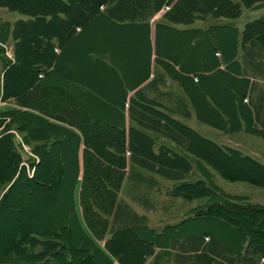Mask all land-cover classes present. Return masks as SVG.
Returning a JSON list of instances; mask_svg holds the SVG:
<instances>
[{
	"label": "trees",
	"instance_id": "trees-1",
	"mask_svg": "<svg viewBox=\"0 0 264 264\" xmlns=\"http://www.w3.org/2000/svg\"><path fill=\"white\" fill-rule=\"evenodd\" d=\"M164 1H0V8L7 7L9 11L24 16V19L15 22L12 31L10 24H7L8 34L12 32L15 41V61H9L6 66L1 99L3 101L15 99L19 105L29 107L30 93H21L15 90L10 83L12 73L22 65L23 60L30 65L34 77L33 86L36 87V82L44 72L43 68L45 66L50 67L60 60L55 52L56 49L59 48L66 53L72 40L80 38L83 34L82 31H85L90 24L97 20L111 21L123 25L124 27H118L120 30L128 29L125 27L126 25H148ZM256 1L258 0H244V3L247 7ZM90 2L91 5H88ZM199 9H203V7ZM207 15L208 13L204 10L200 11L196 15V19H205ZM213 15L237 18L241 12L240 10L224 11ZM166 18L179 23L192 21L195 17L192 13L174 8L166 14ZM78 29L81 30L79 34ZM241 36L243 44L249 45L244 55L246 74L264 78V16L247 23ZM92 52L93 50L89 51L87 57L91 56ZM31 53H36L37 58L29 57ZM232 66L237 71L236 61L231 62L229 60L226 69L229 70ZM217 73L227 76L231 85L239 89V95L246 97L249 83L247 79L234 81L236 79H232L226 71L218 70ZM38 86L44 90L43 83L38 84ZM258 90L259 85L254 83L251 93L252 91L257 92L256 99L250 96L252 97L250 99L252 109L246 106L243 111L246 125L241 123L223 124V130L228 132L245 130L247 133L264 138V86ZM233 101L236 99L234 98ZM101 111L106 117L110 115V111L105 107ZM83 112L81 117H79L80 115L76 117L75 111L70 115L68 113V116L52 117L80 130L84 136V177L80 195L81 207L88 230L98 239H102L103 236L101 235L108 227V220L102 215H108L114 209V203L125 179L124 169L128 161L126 157L127 148L131 153L129 161L132 166L147 169L173 181H183L186 175L192 172L193 164L187 155H179L166 145H162L158 152H155L156 141L147 135L142 126L140 128L132 127L127 133L125 128L111 125L103 117L94 116L95 111ZM137 112L138 114H134V117L145 128L164 132L167 136H171L183 149L197 158L209 156L204 150L207 147L220 159L237 162L247 173H245L246 176H250L247 182L264 187V164L253 157L203 137L192 128L172 120L160 110L149 107ZM252 112L256 116L255 124ZM213 113L217 116L215 111ZM7 116L10 119H3ZM6 117L0 118V129L2 128L0 133V149H2V152L0 150L2 155L0 156L2 157L0 186L7 183H12V185L4 195L0 193V210L11 199V189L16 185L21 186L24 181L28 184L23 186L22 192L29 202L34 201L35 198L47 196L43 191L45 192L49 188H54L59 196H62L64 189H66L65 200H60L45 212L44 217H39L35 221L36 224L32 233L56 240L63 237L74 238V244L69 242L70 246L66 242L59 241L35 242V246L41 247L42 254L37 257L25 258V260L7 258L10 260L9 264H65L62 262V258H68L70 248H74L72 251L75 253L86 255V260L92 259L94 264H98L100 260L102 262L100 264H114L107 253L98 248L88 232L82 229L78 219L75 191L80 171L78 158L80 137L75 131L50 126L54 136L61 137L60 135H63L64 138L54 140L53 143L50 141L43 142L34 148L39 155L40 162L37 164L33 176L30 177L26 165L20 166L23 161L10 131L13 126L16 127L19 133H24L22 141L30 146L33 139L37 138L35 132L30 133L31 123L35 122L36 118L27 111L8 113ZM229 117L230 120L237 117L236 109L234 110L232 106L229 108ZM162 118L171 122L170 125H161ZM219 120L221 119L219 118ZM47 127L49 128V126ZM100 130L106 132L108 137L99 142L97 140L100 136ZM127 137L129 138L128 141ZM139 141L145 142L147 153L143 154L140 150ZM29 161V168L35 165L34 160ZM46 164L48 165L46 166ZM196 166L203 173L198 161H196ZM130 175L142 179L141 173L133 171V169ZM216 192L212 185L207 184V180H200L195 183L183 182L177 186L175 193L187 201L207 198L209 199L207 203L210 200L211 203H206L205 206H199V208L192 210L191 217L179 224L166 227L164 234L158 236L156 240H152V230H149L151 235L149 238L141 235L140 229L144 219L137 216L128 205L119 203L115 210L116 219L114 221V223H118L119 228L114 230L113 236L106 241V250L120 264H145L146 258L153 255L155 245L163 241L165 247L177 251L174 257L176 264H259L260 257L264 255V247L254 244H256L258 237H264V206L246 203L238 199L221 198ZM198 220L212 225L197 229L194 224ZM221 223L228 225L241 238L240 247L238 248L236 245L234 251L230 247L232 243L218 236L213 227L214 225L217 227ZM135 234L136 244L133 248H126L127 240Z\"/></svg>",
	"mask_w": 264,
	"mask_h": 264
},
{
	"label": "crops",
	"instance_id": "crops-1",
	"mask_svg": "<svg viewBox=\"0 0 264 264\" xmlns=\"http://www.w3.org/2000/svg\"><path fill=\"white\" fill-rule=\"evenodd\" d=\"M223 1L165 0L160 4L159 9L157 11L155 10L156 13L151 18L148 25H139L140 28L135 25H126L125 27H128V29L144 30L147 45V62L144 72L141 71L138 74L135 73V75L131 76L130 79H128L122 67L113 60L111 52L106 51L103 55L93 51L91 56H88V59H90L93 64H96L112 73L119 86V98L112 96L107 97L98 89L93 87L89 82L68 74L65 69L61 67V61L65 56V53L59 48H57L55 52L60 60H58L56 64H52L50 67L45 66L43 68L44 72L36 82V87H34L35 92L41 90L38 84L43 83L44 93L53 96L56 101L60 102V105L48 103L40 105L36 101L31 100L29 108L25 107L26 110L30 114H33L36 118L35 122L31 123L30 127V133L35 132V135H37V138L33 139L31 144L33 147L32 154L35 157L39 156L34 150L38 144L40 145L41 143L47 141L53 143L54 140L64 138L63 135H60L61 137L54 136L50 126L75 131L80 137L81 143L78 151L80 171L75 191V203L78 219L84 231H89L83 217L80 197L84 177V136L80 130L70 126L66 122L59 121L52 116H68V113L70 115L75 111L76 117L78 115L81 117L83 116V111H95L94 116H98L100 118L103 117L109 124L115 125L119 128H125L127 133L132 127H144L143 129L146 131L147 135L156 141L154 148L155 152H158L162 145H166L167 147L172 148L179 155L192 157V155L175 142L171 136H167L164 132H158L153 129L145 128V126L134 117V114H138V110L152 107L160 110L163 114H167V116L177 123L188 126L200 133L203 137L219 144L218 141H215L216 139H214L213 133L211 132L212 128H214L212 127L214 126L212 116L215 115L213 111L217 113V116L215 117L221 119L219 121L222 122V125H230L234 123L246 125L243 111L246 106L252 109L250 99L252 97L256 99L257 96V92L252 91L251 93V88L254 83L259 85V90L264 86L263 77L251 76L245 72L244 55L249 45L243 44L241 36L247 23L264 16V0H258L252 3L251 6L247 7L245 6L244 0ZM201 7H203V9L198 10V8ZM174 8H177L179 11L183 10L185 12L192 13L195 18L188 22H172L166 18V14ZM102 10L104 9L102 8ZM203 10L208 13L206 18L196 19V15ZM239 10L241 15L237 18L217 17L213 15L224 11ZM245 13L252 15V17H248L247 23H242L240 18ZM254 16H256L255 19H251ZM12 20L13 21L10 23L5 21L3 26L0 28V59L1 61L6 62V65L3 67L1 73V97L3 95V81L4 73L7 68L6 66L9 61H15V41L13 39L12 32L8 34L9 28L7 27V24H10V29L12 31L16 22H14V19ZM106 22L117 30H120L118 27H124L123 25H119L115 22ZM82 32L84 33V31ZM79 33H81L80 29H78V34ZM224 34L229 35L228 40H223L222 35ZM164 35L186 39L189 51L198 49L201 50L202 53L203 51L206 53V51L202 49L204 44L208 43V54L211 56L212 60H210V56L207 57V54H204V59L209 58L208 61L205 60L206 62L202 66L191 67L186 65L188 60L182 55L183 52H180L177 55H168L166 52L162 53L163 49H165L168 45V40L165 39ZM8 44H10V46H7ZM227 60L228 63H226ZM229 60L231 62L236 61L237 71L233 69L234 65L231 69H226L228 68ZM218 70L228 72L232 79H236L234 81L247 79L249 83L246 97L244 98L243 95H239V89L232 85H228L224 78H227L228 81H230L229 78L227 76L219 75L217 73ZM215 79L219 80L218 82L223 84L228 94L231 95L228 103L225 96L218 97L214 95L212 88L209 86L208 82ZM234 98L236 101H233ZM11 101L13 103L16 102L15 99ZM16 103L14 105L15 107L17 106ZM230 106H232L234 110L236 109L237 117H235L236 119L234 120H230L229 117ZM103 107L110 111V115H108V117H106V115L101 111ZM252 115L255 124L256 116L254 112H252ZM170 123L171 122H168L167 119H163L161 121V125H170ZM47 126H49V128ZM47 128L50 131H47ZM221 132H225V130H221ZM226 133H246L253 135L247 133L245 130L237 132L226 131ZM253 136L261 138V136L258 135ZM128 139L129 138L127 137V141ZM219 145L224 146L223 143ZM130 155L131 153L127 148L126 157L128 161L124 169L125 179L122 183L121 189L124 186V183H127L128 179L134 180V177L130 175L132 169L133 171L135 170L141 173L142 179L140 180L142 181L147 176L153 177L155 179L153 185L155 186H158L159 182L169 180L147 169L132 166L129 161ZM38 161L39 159L37 162ZM145 173L148 174L145 175ZM120 192L118 193V198L114 203V209L112 212L108 215H102L108 220V227L104 234L101 235L103 238L98 239L92 233L90 234V231L88 232L89 236L94 240L98 248H106V241L113 236L114 230H118L119 228L118 223H114L116 219L115 210L119 203L128 205V207L137 216L144 219V223L141 225L140 233L141 235H145V237L149 238L151 236L149 230H152V240H156L158 236L163 235L166 227L174 226L180 223L164 225L162 219H160L158 220V224H153V220L150 221V215L148 213L142 214L135 211L128 201L120 197ZM159 243L160 244L155 245L153 255L146 258L145 264H176L174 262V257L177 251L170 249V247H165L163 241ZM113 262L114 264H120L117 259L114 261V258Z\"/></svg>",
	"mask_w": 264,
	"mask_h": 264
},
{
	"label": "rangeland",
	"instance_id": "rangeland-1",
	"mask_svg": "<svg viewBox=\"0 0 264 264\" xmlns=\"http://www.w3.org/2000/svg\"><path fill=\"white\" fill-rule=\"evenodd\" d=\"M0 1L7 2L9 0ZM88 5H91V2ZM248 17H252V15L245 13L240 18V21L242 23H247ZM255 17L256 16L251 19H255ZM22 18H24V16L18 13H11L7 7L0 8V28L5 21L10 23L13 21L12 19H14L15 22ZM164 36L165 39L168 40V45L163 49L162 53L166 52L168 55H177L178 53L183 52L182 55L188 60L186 65L191 67L202 66L206 62L205 60L208 61L209 58L207 59L205 57L206 59H204V54H207V57L210 56L208 54V43H205L202 49L205 50L206 53H204V51L202 53V51L198 49L189 51L186 39L167 35ZM222 38L223 40H228L229 35L224 34L222 35ZM7 46H10V44ZM92 50L99 54H104L106 51L111 52L113 60L122 67L128 79H130L131 76H134L135 73L138 74L141 71L144 72L146 67L147 45L144 30H117L104 20H97L86 27L82 36L73 39L70 46H68L65 56L61 61V67L65 69L68 74L89 82L107 97L112 96L119 98V86L111 72L93 64L92 61L88 59V52ZM32 56L37 58L36 53L29 54V57ZM210 60H212V58ZM5 65L6 62L1 61L0 59L1 119L4 116L6 117L8 113L27 111L26 108H29H25V106H21L16 102L17 106L15 107V103L12 101H3L1 99V73ZM224 79L228 85H231V82L228 81L227 78ZM218 81L219 80L217 79L211 80L208 84L212 88L214 95L218 97L225 96L228 103L230 101L229 94L224 85L220 84ZM10 83L15 90L21 93H30V99L36 101L40 105L46 103L60 105V102L56 101L53 96L45 94L44 90H38V92H35L33 86V72L30 69V65H28L25 60H23L22 65L12 73ZM3 119H10V117L7 116ZM212 119L214 121V126L212 127L214 128L208 130H211L213 133L214 139H216L215 141H218L219 144L223 143L224 146L238 149L244 154L264 163V139L262 137L260 138L246 133L227 134L226 131L221 132V130H223L222 123L217 117H215V115L212 116ZM1 130L2 128L0 129V133ZM10 133H12L18 151L21 154L23 163H21L20 166L26 165L27 173L32 177L35 168H37V164L40 162L39 156L35 157L32 154L33 147L22 141L24 133H19L14 126ZM99 135L100 138L98 137L97 140L99 142L108 137L106 132L101 130ZM138 143L143 154L147 153L145 142L139 141ZM0 150L2 152V149ZM204 150L208 153V157L197 158L193 155L192 157L188 156L192 161L193 170L190 174L186 175L183 181L164 180L163 182H159L158 186H155L153 185L155 179L150 176L145 177L143 181L136 178H134V180L128 179L127 183H124V186L120 190V197L128 201L135 211L142 214L148 213L150 215V221L153 220L152 223L155 225L158 224V220L160 219H162L164 225L179 223L182 220L191 217L192 210L199 208V206L206 205L207 200H209L207 198H196L192 201H187L183 197L177 195L175 189L183 182L195 183L200 180H207V184L212 185L217 191L216 194L221 198L227 197L229 199H238L246 203L264 206V187L247 182V180L250 179V176H246L247 173L237 162L222 160L214 155V153L207 147H205ZM0 156L2 155L0 154ZM38 159L39 161L37 162ZM29 160H34L35 162V165L30 168L28 167V165H30ZM1 161L2 157H0V162ZM196 161L199 162L203 173L197 168ZM47 165L48 164H46V166ZM147 174L148 173H145V175ZM202 174H204L205 177ZM26 183L27 182L24 181L21 183V186L16 185L11 189V199L8 200L0 210V264H9L10 260L7 258L13 260H25V258L37 257L39 254H42L43 251L41 247L38 245L35 246V242L59 241L62 243L66 242L69 246L71 245L70 243L74 244L73 237H69L68 239L63 237L56 240L54 238L32 233V231L34 232L35 221L39 217H44L45 212L55 206L60 200H65L66 189H64V194L59 196L54 188H49L45 192L43 191L47 196L37 199L35 198L34 201L29 202L22 192L23 186ZM11 185L12 183H7L0 186L1 195H4ZM209 203H211V200ZM209 225L212 224L198 220L194 224V227L200 229L201 227ZM213 227L218 236L222 237L229 243H232L230 246L231 250L234 251L236 245H238V248L240 247L241 238L239 237V234L229 228L228 225L221 223L217 227L215 225ZM89 233L91 234V232ZM135 237L136 234L132 235L131 238L127 240L126 248H133L136 244L134 240ZM254 245L264 247V237H258L256 244ZM70 249L71 251H69L68 258H62V262L65 264H71L70 262L73 264H94L92 259L86 260V255L75 253L72 251L74 248ZM100 249L107 253L113 262L114 256H112L106 248ZM115 259L116 258H114V261ZM100 263H102L101 260L98 264ZM131 263H134V261H131ZM259 264H264V255L260 257Z\"/></svg>",
	"mask_w": 264,
	"mask_h": 264
}]
</instances>
